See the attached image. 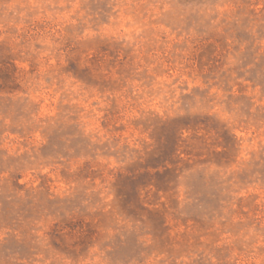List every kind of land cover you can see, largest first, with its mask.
Listing matches in <instances>:
<instances>
[{
    "label": "rangeland",
    "instance_id": "obj_1",
    "mask_svg": "<svg viewBox=\"0 0 264 264\" xmlns=\"http://www.w3.org/2000/svg\"><path fill=\"white\" fill-rule=\"evenodd\" d=\"M0 264H264V0H0Z\"/></svg>",
    "mask_w": 264,
    "mask_h": 264
}]
</instances>
